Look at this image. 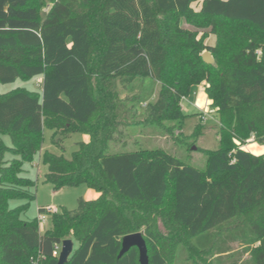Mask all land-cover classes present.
<instances>
[{
  "label": "trees",
  "instance_id": "obj_1",
  "mask_svg": "<svg viewBox=\"0 0 264 264\" xmlns=\"http://www.w3.org/2000/svg\"><path fill=\"white\" fill-rule=\"evenodd\" d=\"M45 6L0 0V84L41 78L39 92L0 93V264H57L53 245L66 239L77 245L67 264H139L135 247L117 258L133 233L149 264H181L179 247L185 264H264V157L241 148L264 142V0H52L41 17ZM140 78L160 85L141 119L138 96L119 90ZM203 82L219 131L218 149L198 148L203 169L162 149L107 152L127 126L180 132L181 98ZM47 127L56 145L79 131L89 140L70 160L43 154L44 182L97 196L58 209L41 232L9 201L31 200L21 164Z\"/></svg>",
  "mask_w": 264,
  "mask_h": 264
},
{
  "label": "rangeland",
  "instance_id": "obj_2",
  "mask_svg": "<svg viewBox=\"0 0 264 264\" xmlns=\"http://www.w3.org/2000/svg\"><path fill=\"white\" fill-rule=\"evenodd\" d=\"M45 1L46 6L43 9L41 17H44L49 4L52 2V0ZM192 7L193 9H197L195 5H192ZM182 25L184 28L193 27L195 29L194 26L190 27L189 24L184 22H182ZM207 37L206 44L213 46L215 37L212 35H208ZM204 51L207 50H203L202 54ZM40 81V77H34L28 80L17 78L13 83L0 84V93H7L16 88H22L29 92H39L40 89L38 88V84ZM203 83H201V85H203ZM159 88L160 85L151 78H140L134 80L125 89L119 88V90L121 97H125V95L130 97L138 96V101L135 106L137 110L136 117L141 119L148 105L156 102L155 100ZM198 90L199 86L194 87L187 97L188 102L182 101V106L187 111V117L183 121L180 132H178L175 127H172L170 123H165L163 125L141 123L139 125L127 126L126 129L121 131L122 137L120 141L111 142L108 145L107 152H126L142 148L152 150L162 149L182 163L191 165L197 169H203L205 166V156L198 148L203 150L218 149L219 131L218 123L214 116L215 114L212 113L211 108L208 109L204 107L202 109H196V107L193 106L194 104L192 102L196 98ZM204 111L208 112L207 115H209V117H206V119L202 121L199 113H204ZM197 127L201 129L202 133L194 140L190 135L195 132L194 130ZM41 136L42 141L40 149L33 155L31 161H24L21 164L22 172L20 176L32 183V186L29 188L32 198L31 200L12 199L9 201L10 208L25 205L22 218L29 221L37 219L38 207L53 205L59 210H73L76 208L79 199L93 200L96 199L97 196V193L89 189L85 184L65 187L59 191H54L51 183L44 182V176L48 172V168L41 163V157L45 153H51L55 156L62 157V159L70 160L79 142L89 140L88 134L81 131L73 132L63 140L61 145H56L53 142V130L49 127L43 128ZM2 137L5 144L9 146L10 138L5 135ZM37 223L38 230L41 232L47 231L50 226L49 220L44 223L37 221ZM73 245L74 248L77 247L76 243H73ZM183 257L182 249L179 247L176 258H178V262L181 264H185Z\"/></svg>",
  "mask_w": 264,
  "mask_h": 264
},
{
  "label": "water",
  "instance_id": "obj_3",
  "mask_svg": "<svg viewBox=\"0 0 264 264\" xmlns=\"http://www.w3.org/2000/svg\"><path fill=\"white\" fill-rule=\"evenodd\" d=\"M202 59L206 64L211 65L214 68L216 67L210 52L204 51L202 54ZM120 244L121 249L117 255V258H120L123 254L127 253L130 248L135 247L138 251L139 264H149L146 243H144L141 233H133L124 236L121 239ZM60 245L61 249L56 260L57 264H67V259L72 254L74 249L73 242L70 239H66L61 241Z\"/></svg>",
  "mask_w": 264,
  "mask_h": 264
},
{
  "label": "crops",
  "instance_id": "obj_4",
  "mask_svg": "<svg viewBox=\"0 0 264 264\" xmlns=\"http://www.w3.org/2000/svg\"><path fill=\"white\" fill-rule=\"evenodd\" d=\"M192 103L194 104L193 106L196 107V109H202L204 107L208 109L211 108V101L207 99L204 83L203 85L199 86L197 96ZM181 108H182L183 113L187 114V111L183 108L182 105H181ZM241 148L251 154L261 155L264 157V142L261 144H258L254 142L252 138V139L247 140ZM41 207H45V206H41ZM41 207H38V208H41Z\"/></svg>",
  "mask_w": 264,
  "mask_h": 264
},
{
  "label": "built area",
  "instance_id": "obj_5",
  "mask_svg": "<svg viewBox=\"0 0 264 264\" xmlns=\"http://www.w3.org/2000/svg\"><path fill=\"white\" fill-rule=\"evenodd\" d=\"M262 53H264V49L263 50H258L257 54L261 55ZM182 101H186L188 102L187 98H181ZM182 101H181V105H182ZM212 113H214V111L212 110ZM202 115V121H204L206 119V117H209L208 112L204 111V113H200ZM58 212V208H56L53 205H49V206H45V207H41L37 209V220L38 222L44 223L46 221H48L50 219V216L53 214H56ZM54 248L52 250V257H58L59 253H60V249H61V245L59 244H54L53 245Z\"/></svg>",
  "mask_w": 264,
  "mask_h": 264
}]
</instances>
